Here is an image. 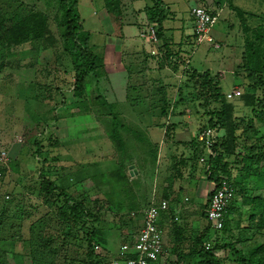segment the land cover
Segmentation results:
<instances>
[{"label": "rangeland", "instance_id": "374dc122", "mask_svg": "<svg viewBox=\"0 0 264 264\" xmlns=\"http://www.w3.org/2000/svg\"><path fill=\"white\" fill-rule=\"evenodd\" d=\"M102 2L80 0L92 46L107 42L111 28L109 21L99 20ZM227 2L264 15V0ZM192 3H168L175 25ZM33 9L47 18L46 36L9 43L7 30ZM57 9L58 0H0V252L5 264H110L123 242L141 229V221L132 212H141L154 195L171 205L161 226L172 250L167 264H199L200 257L191 250L195 251V238L208 226L202 215L208 194L202 190L197 197L196 188L209 185V177L206 166L199 162L200 144L196 140L214 106L200 107L203 100L194 101L189 95L190 101L184 104L176 105L175 99L179 87H184L194 71H211L221 77L225 94L239 89L243 95L250 81L241 40L233 47L221 48L205 41L186 56L188 65L177 54L165 59L172 70L157 83L144 84L141 90L148 94L144 116L138 112L135 116L126 110L129 105L112 102L115 90L102 72L90 74L84 97H75L76 77L63 48ZM232 23L241 28L236 17ZM226 24L219 20L216 30L225 29ZM93 49L98 55L104 54L102 45ZM193 91L190 87L187 93ZM258 96L264 98V85L259 87ZM233 102L237 115L247 113L240 98ZM112 114L118 117L116 124ZM51 115L60 116L43 120ZM238 123L242 127L238 132L242 139L239 152L245 150L244 145L256 147L255 133H264V116L255 118L257 130L250 119L240 117ZM226 160L233 165L235 182L239 175H246L241 158L226 156ZM252 171L257 178L263 176L264 161L254 163ZM43 173L56 185L66 183L63 191L71 204L83 203L96 218L97 234L91 235L92 220L84 225L66 223L60 211L65 196L58 198L60 189L55 194L46 193ZM256 177H246L244 186L236 182L237 193L228 215L235 223L231 236L221 242L211 236L210 247L204 240L205 247L214 249L221 260L219 264H241L235 249L247 254L264 242V231L258 228L261 217L250 219L251 206L245 203L247 197L259 195ZM187 206H196L197 211L186 213ZM230 242L235 243L234 249L224 246Z\"/></svg>", "mask_w": 264, "mask_h": 264}, {"label": "trees", "instance_id": "16d2710c", "mask_svg": "<svg viewBox=\"0 0 264 264\" xmlns=\"http://www.w3.org/2000/svg\"><path fill=\"white\" fill-rule=\"evenodd\" d=\"M151 1L153 4L148 7L149 17L152 25L157 28L159 38L161 39L163 37V22L166 18V15H164L163 12V14H160L163 2L161 0ZM121 3L122 0H108L105 5L111 23L119 35L122 32L124 25ZM235 11L240 20L241 29L245 39L243 62L250 81L248 90H246L243 95L241 94L237 99L240 98L247 113L242 116L237 115L238 107L236 106V103L233 102L234 100L230 101L227 99L226 94L220 86L221 77L214 75L211 71H206L205 73L194 71V73L185 81L184 87H179V96L177 97L178 99H176L175 104H184L190 101L189 96H191L194 101L200 102L203 100V103H199L200 107H209L211 104L214 106V109L209 114L210 119L205 127L210 126L218 129L221 135H219L215 145L217 156L208 157V163L212 166V175L209 179L211 181L212 179H218L220 174H223L233 182L237 189L236 182L237 184L244 186L246 177H248V180L256 177V174L252 171L254 163H261L264 161V133L260 135L259 132L256 131V147H247L244 145L241 147L245 150L239 152L238 145L239 141L242 140L240 135H238V132L242 129L238 123V119L240 117H242V119H250L251 124H253L252 128H255V118L264 116V98H258L259 87L264 85V15L255 12H248L241 8H235ZM57 19L63 28V48L71 59L76 77L74 95L75 97L82 98L87 90V79L89 75L93 73L99 74L105 67L104 58L101 55H98L94 51V47L90 44L92 34L84 27V20L82 19L80 12V0H58ZM46 34L47 18L45 14L33 9L27 17L23 18L11 29L7 30L6 39L9 43L18 44L30 40L43 39ZM176 54L179 56L178 58L180 61L185 65L189 62L188 57L185 55L180 53ZM171 56L172 54L167 55V60L172 58ZM124 65H126L125 62ZM173 65L179 67L176 63ZM190 87H193L194 91L192 93H187ZM100 98L103 99L102 101L107 105L105 98L101 96ZM59 116L51 115L48 119L45 118L43 120L46 122L49 119H59ZM113 118L114 124H116L115 121L116 118H118L117 115ZM205 127H203L202 130ZM255 130L257 129L255 128ZM243 134H245V131ZM115 136L118 138L117 133H115ZM196 142L199 143L198 141ZM255 149L257 150L256 152H254ZM203 155H206V150L200 144L199 160ZM226 156H235L237 159L241 158L244 161L246 175H239L236 178V182L232 175L233 165L226 160ZM42 178V184L45 187L44 190L46 193L55 194V191L60 189L61 193L58 195V198L61 194L65 196L64 206L60 208V211L66 223L71 226L77 224L84 225L92 220L93 226H91L90 229H93V232L91 231V235L94 236L97 234L98 229L94 224L96 218L89 213L83 203L74 202L71 204L68 195H65L63 191L66 183L62 181L63 183L60 182L59 185H56L51 178L44 173ZM255 187L260 191H258L259 195L255 197H247L245 203L251 206V213L253 214H251L250 219L254 221L257 215L261 217L258 228L259 230L264 231V175L259 176L258 178L256 177ZM244 188L249 190L246 187ZM211 193L212 191L210 192L209 198ZM133 217L136 219L139 218V216ZM230 221H232V223ZM233 227H235V223L233 219L229 220V216L227 217L223 230L220 232L212 230L208 223L207 228L195 238V251L191 250L194 255L198 254L200 257L199 264H219L221 262L216 256L214 249H207L205 247L204 240H208L211 236H214L216 242H221L222 240H225V237L231 236ZM90 229L88 230L89 232ZM227 245L234 249L235 243H226L224 246ZM235 253L238 254V260H240L241 264H264V242L255 246L247 254H244L243 251L238 249H235ZM0 264H5L4 256L1 252Z\"/></svg>", "mask_w": 264, "mask_h": 264}, {"label": "crops", "instance_id": "0c3cea01", "mask_svg": "<svg viewBox=\"0 0 264 264\" xmlns=\"http://www.w3.org/2000/svg\"><path fill=\"white\" fill-rule=\"evenodd\" d=\"M161 1L163 2V5L161 6L162 10L160 11V14L164 13L166 18L163 22V37L160 39L159 45L151 43L149 40L141 37V32L145 29V27L148 24H152L148 12V7L153 4L152 1L148 3L147 0H122L121 8L124 25L120 35L115 31L111 23L105 6L106 0H103L102 2V12L97 13L100 17V21H109L111 23L107 42L104 41V43H98L99 45H102L104 49V54L101 56L104 58L105 69H102L101 76H107V78L112 81L110 85L113 86L115 90V95L111 97L112 102L117 103V105H120L121 103L129 105L126 110H130L131 114L135 116H137V114H135L137 112L141 116H144L142 112L145 110V104L143 103L148 101V94L141 90L143 89L144 84H155L157 81L162 80L165 76H168L169 72L172 70V67L165 63L167 55L172 54L173 56L174 53H180L188 56L191 55L194 47L199 46L196 44L194 36L195 22L190 14L192 7L201 5L213 12H220V20L227 22V27H225V29L216 30L215 26L211 30V35L215 40V44L218 45V47H216L212 43L215 48H221L223 45L233 47L235 45L234 43L238 44L240 42L241 46L244 48L245 44L242 29L240 27L237 28L235 24L232 23V19L236 17L240 24V20L235 11V8H241L238 3H229L227 0H193V3L187 10V14L182 17V20L178 23V25H175L171 20L172 18L170 16L171 10H169V4L177 0ZM166 9H168V12ZM98 36L103 35L99 34ZM235 37L236 40L234 39ZM239 39L241 40L240 42ZM99 45L95 44V42L93 43L94 48L97 46L99 47ZM153 50H156L157 54H152ZM125 57L127 58V61H125ZM124 61L126 62V65H124ZM124 73L125 75L123 77ZM189 153L190 152H188V155ZM186 156L187 153L185 154V158ZM131 167L134 166L132 165ZM212 187L213 183L209 179V185H205L204 188L198 186L196 188L197 197H200V192L202 190L208 194V196L205 197V203L203 205V216L206 213ZM154 197L158 199L156 195H154ZM172 198L174 199V197ZM184 208L186 213L197 211L196 206H187ZM170 209L171 205L169 206V210ZM169 210L161 214V226L162 223H164L165 214L169 213ZM204 217H206V214ZM139 220L142 225V218L139 217ZM165 242L167 245L168 240H166V237ZM167 247H169L172 255L170 245L168 244ZM170 253L167 260H164L163 264L168 263Z\"/></svg>", "mask_w": 264, "mask_h": 264}, {"label": "built area", "instance_id": "2783aa9c", "mask_svg": "<svg viewBox=\"0 0 264 264\" xmlns=\"http://www.w3.org/2000/svg\"><path fill=\"white\" fill-rule=\"evenodd\" d=\"M190 14L195 22L196 44L201 45L207 41L218 47L211 35V30L219 22L221 13L197 5L192 7ZM141 37L156 45L160 43L157 28L152 24L145 27L141 32ZM152 54H157V51L153 50ZM241 94V90L234 89L226 96L228 100L233 101ZM218 137L217 130L210 126L205 127L197 137V141L206 150V155L201 156L199 161L205 164L208 177L212 175V166L208 163V157L217 156L215 145ZM212 183V193L206 208V218L212 230L220 232L225 226L228 209L236 197L237 189L233 182L223 174H220L218 179H212ZM169 206L168 200L153 197L149 205L141 212H132V216L142 218L141 229L132 238L123 242L117 256L110 264H163L164 260H167L170 250L166 245L160 222L161 214L167 212ZM206 244L210 247L212 245L211 240H208Z\"/></svg>", "mask_w": 264, "mask_h": 264}]
</instances>
